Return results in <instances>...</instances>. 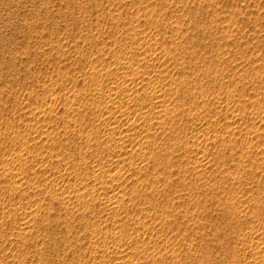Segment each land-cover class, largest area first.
Instances as JSON below:
<instances>
[{
    "label": "rangeland",
    "instance_id": "374dc122",
    "mask_svg": "<svg viewBox=\"0 0 264 264\" xmlns=\"http://www.w3.org/2000/svg\"><path fill=\"white\" fill-rule=\"evenodd\" d=\"M139 263L264 264V0H0V264Z\"/></svg>",
    "mask_w": 264,
    "mask_h": 264
},
{
    "label": "bare ground",
    "instance_id": "6f19581e",
    "mask_svg": "<svg viewBox=\"0 0 264 264\" xmlns=\"http://www.w3.org/2000/svg\"><path fill=\"white\" fill-rule=\"evenodd\" d=\"M173 43V42H172ZM127 82V81H126ZM172 83V82H171ZM185 83V82H184ZM123 88V87H122ZM121 89V88H120ZM137 90V89H136ZM117 92V91H116ZM114 100V99H113ZM110 107V106H109ZM122 107V106H121ZM167 108V107H166ZM170 111V110H169ZM114 112V111H113ZM165 112V111H164ZM148 113V112H147ZM174 113V112H173ZM157 115V114H156ZM161 115H159V117H160ZM168 116V115H167ZM173 120V119H172ZM159 123H160V121H159ZM132 125V124H131ZM123 126V125H122ZM130 127V126H129ZM130 129H131V127H130ZM148 136V135H147ZM199 139V138H198ZM170 141V140H169ZM146 144V143H145ZM142 145V144H141ZM145 147V146H144ZM144 147H143V149H140V148H138V149H140V150H144ZM168 147H170V145L168 146ZM146 149V148H145ZM166 149V148H165ZM137 151V150H136ZM139 151V150H138ZM157 151V150H156ZM170 152V151H169ZM152 157H154V156H152ZM158 158V157H157ZM155 159V158H154ZM168 159V158H167ZM166 160V159H165ZM168 161V160H167ZM168 172V171H167ZM96 177V176H95ZM21 186V185H20ZM86 186V185H85ZM88 189V188H87ZM106 189V188H105ZM108 189V188H107ZM49 190V189H48ZM56 194V193H55ZM71 194V193H70ZM80 195V194H79ZM55 196V195H54ZM81 197V196H80ZM55 202V201H54ZM110 203H111V200H110ZM111 205V204H110ZM87 206V205H86ZM108 207H109V205H108ZM42 208V207H41ZM88 227V226H87ZM149 261V260H148ZM152 262V261H151ZM141 263V262H140ZM139 263V264H140Z\"/></svg>",
    "mask_w": 264,
    "mask_h": 264
}]
</instances>
